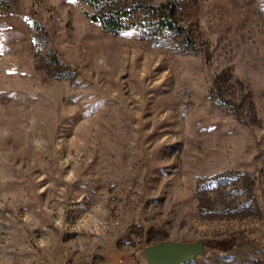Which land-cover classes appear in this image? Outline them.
Here are the masks:
<instances>
[{"label":"rangeland","instance_id":"374dc122","mask_svg":"<svg viewBox=\"0 0 264 264\" xmlns=\"http://www.w3.org/2000/svg\"><path fill=\"white\" fill-rule=\"evenodd\" d=\"M94 12L0 5V264H264V0L154 38Z\"/></svg>","mask_w":264,"mask_h":264},{"label":"trees","instance_id":"16d2710c","mask_svg":"<svg viewBox=\"0 0 264 264\" xmlns=\"http://www.w3.org/2000/svg\"><path fill=\"white\" fill-rule=\"evenodd\" d=\"M12 0H0V5ZM94 9L93 21L99 22L111 34L130 29H142L149 38L166 33L182 34L185 27L179 23L178 15L182 0H79ZM209 248L227 253L236 247V241L205 242Z\"/></svg>","mask_w":264,"mask_h":264},{"label":"water","instance_id":"95a60500","mask_svg":"<svg viewBox=\"0 0 264 264\" xmlns=\"http://www.w3.org/2000/svg\"><path fill=\"white\" fill-rule=\"evenodd\" d=\"M146 260L148 264H179L185 260V248L176 244L155 245L146 251Z\"/></svg>","mask_w":264,"mask_h":264}]
</instances>
